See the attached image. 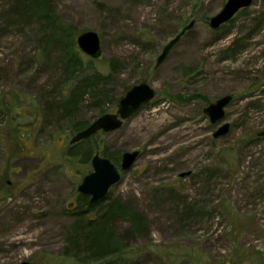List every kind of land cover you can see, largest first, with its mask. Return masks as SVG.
I'll return each instance as SVG.
<instances>
[{
  "label": "rangeland",
  "instance_id": "obj_1",
  "mask_svg": "<svg viewBox=\"0 0 264 264\" xmlns=\"http://www.w3.org/2000/svg\"><path fill=\"white\" fill-rule=\"evenodd\" d=\"M226 1L46 0L71 35L93 31L101 44L99 60L81 55L80 76L106 77L107 101L83 98L69 117L61 105L74 81L65 80L52 29L21 0H0V264H76L65 252L91 158L117 159L119 169L133 151L138 159L107 194L146 219L144 237L129 234L126 220L111 224L133 260L264 264V0L212 30ZM141 82L156 93L149 104L118 130L69 144ZM225 95L232 101L212 125L203 109ZM223 124L228 133L213 138ZM86 146L87 160L67 154Z\"/></svg>",
  "mask_w": 264,
  "mask_h": 264
},
{
  "label": "trees",
  "instance_id": "obj_2",
  "mask_svg": "<svg viewBox=\"0 0 264 264\" xmlns=\"http://www.w3.org/2000/svg\"><path fill=\"white\" fill-rule=\"evenodd\" d=\"M21 2L26 6L27 11L40 21L42 20L47 29H52L53 38L63 50L62 69L65 80L67 82L74 81L61 105L64 115L71 117L72 109L79 100L86 97L97 99L94 104L97 107L107 101V95L103 90H100V86L105 84L106 77L98 73L80 76L83 73L82 54L75 43L76 35H71L68 28L58 23L57 16L49 8L46 0H21ZM50 41L51 37H48L47 34L41 38L42 51L49 47ZM92 62V60L89 61V63ZM117 102L116 100L113 103L117 104ZM76 130L80 129L76 128ZM92 139L94 136L79 142V144H87ZM91 149L86 146L82 152H78L70 148L67 154L69 157L82 156L87 160ZM110 160L116 161L117 159L111 158ZM79 198L82 201V206L74 213L75 223L68 234V247L65 256L76 264H140L130 257L131 251L128 250L124 237L117 233L111 224L119 219L126 220L129 224L127 231L129 234L144 237L148 234H143V232H147L145 217L118 200L109 201L107 196L103 201L94 204H90L86 196L80 195ZM106 201L108 202L104 205L103 202ZM95 211L97 215L92 216L91 214Z\"/></svg>",
  "mask_w": 264,
  "mask_h": 264
},
{
  "label": "water",
  "instance_id": "obj_3",
  "mask_svg": "<svg viewBox=\"0 0 264 264\" xmlns=\"http://www.w3.org/2000/svg\"><path fill=\"white\" fill-rule=\"evenodd\" d=\"M253 0H227L218 14L209 19V27L212 30L219 29L222 25L230 21L240 10L251 6ZM194 22L184 27L181 32L169 41L162 49L161 54L155 61L154 68H157L166 59L172 48L189 31ZM77 49L90 60H99L101 57V44L99 36L93 31H86L78 34L75 38ZM156 93L147 83L141 82L133 86L117 103L115 113H106L98 117L85 129L77 132L70 140L69 144L74 145L87 140L98 133H110L118 130L124 121L135 115L143 106L150 103ZM232 101V96L225 95L214 102L209 103L203 113L209 118L212 125L220 123L225 116V108ZM229 131V124H223L214 133L213 138H220ZM264 138V129L258 133ZM139 157L138 151L124 152L121 155L119 169L108 159L95 153L90 164L92 171L84 176L77 187V192L89 198V203H99L107 196L109 189L116 185L123 172H128ZM188 173L180 174L179 177H186ZM21 264H29L23 262Z\"/></svg>",
  "mask_w": 264,
  "mask_h": 264
},
{
  "label": "flooded vegetation",
  "instance_id": "obj_4",
  "mask_svg": "<svg viewBox=\"0 0 264 264\" xmlns=\"http://www.w3.org/2000/svg\"><path fill=\"white\" fill-rule=\"evenodd\" d=\"M7 183H8V185H10L12 182L8 181Z\"/></svg>",
  "mask_w": 264,
  "mask_h": 264
}]
</instances>
